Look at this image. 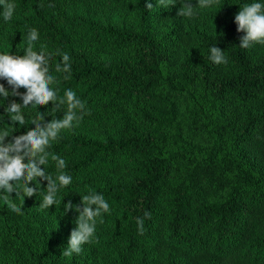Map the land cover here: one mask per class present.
Listing matches in <instances>:
<instances>
[{
  "label": "trees",
  "instance_id": "16d2710c",
  "mask_svg": "<svg viewBox=\"0 0 264 264\" xmlns=\"http://www.w3.org/2000/svg\"><path fill=\"white\" fill-rule=\"evenodd\" d=\"M11 2L12 19L0 15V54L22 55L35 28L34 51L71 58L64 79L52 56V87L73 90L90 114L48 149L72 177L55 205L40 207L46 181L32 182L31 198L11 194L19 214L0 199V264H264V44L240 48L234 23L240 7L264 0L197 7L198 23L184 28L161 23L184 0L166 9L149 0L150 10L145 0ZM213 45L226 64L211 62ZM12 101L22 103L0 99V130L12 136L32 129L36 111L45 122L64 111L29 106L25 124L12 125L4 111ZM42 167L57 175L51 156ZM90 191L111 211L93 242L64 257L76 213L63 204ZM160 240L174 252L156 259Z\"/></svg>",
  "mask_w": 264,
  "mask_h": 264
},
{
  "label": "clouds",
  "instance_id": "9594fccd",
  "mask_svg": "<svg viewBox=\"0 0 264 264\" xmlns=\"http://www.w3.org/2000/svg\"><path fill=\"white\" fill-rule=\"evenodd\" d=\"M157 4L166 9L174 6L176 0H155ZM218 0H196L193 6L191 0H184L177 11L178 16L191 18L194 9L199 7L209 8ZM15 4L11 0H0V15L7 22L12 19L15 11ZM153 4L145 0V9H152ZM237 33H243L239 38V47L247 49L253 44H264V3L253 2L244 4L239 8L234 17ZM39 38L35 28L27 33V47L22 55L11 53L0 54V80L6 81L11 91H8L4 84H0V99L6 100L9 96L18 97L22 103L12 101L5 108V114L12 125L23 126L25 117L23 108L29 106L43 107L52 105V111L64 109L61 118H52L45 122L46 112L36 111V116L31 120L32 129L21 135H9L7 130H0V199L4 201L14 213H21L23 205L18 206L11 196L20 195L31 198L36 195L37 188L33 181L40 186V182L46 181V187L41 208H50L57 203V193L61 188H66L72 182V177L64 169L66 161L58 155L48 151L52 142L56 141L60 133L78 126L79 122L89 115L85 103L76 93L67 89L63 95H58L57 89L52 87L58 83L51 74L49 61L53 55H60L61 61L55 64V71L63 73L64 79H68L71 72L70 56L67 53H46L43 49L33 50V44ZM216 45L209 48V59L216 65L226 64L227 58ZM24 89L21 93L19 89ZM11 137V139H8ZM7 141V142H6ZM51 160L55 162L57 175H49L43 165ZM31 185V186H30ZM62 203V200L60 201ZM64 214L76 213L73 220L74 227L70 232L64 251V257H71L80 254L82 246L94 241L97 222L103 223L104 213H110V205L100 193L90 191L80 197L78 205H73L71 200L63 204ZM150 218V213L145 212L144 217L136 219L138 232L144 233V218Z\"/></svg>",
  "mask_w": 264,
  "mask_h": 264
},
{
  "label": "rangeland",
  "instance_id": "374dc122",
  "mask_svg": "<svg viewBox=\"0 0 264 264\" xmlns=\"http://www.w3.org/2000/svg\"><path fill=\"white\" fill-rule=\"evenodd\" d=\"M162 24H173L175 26H181V28H184L187 25H195L198 23V18L193 15L191 18L188 17H182V16H178L177 14L174 16H171L169 18H164L161 22ZM173 251L174 249L163 243L162 240L158 241L156 243V247L152 248L153 253L156 254V259H161L163 257L164 252L166 251Z\"/></svg>",
  "mask_w": 264,
  "mask_h": 264
}]
</instances>
